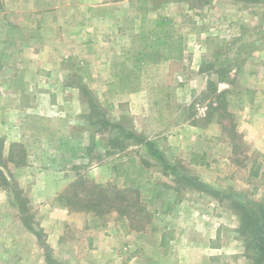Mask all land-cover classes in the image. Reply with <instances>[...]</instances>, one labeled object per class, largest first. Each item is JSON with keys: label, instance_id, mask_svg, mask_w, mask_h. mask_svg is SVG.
Wrapping results in <instances>:
<instances>
[{"label": "rangeland", "instance_id": "obj_1", "mask_svg": "<svg viewBox=\"0 0 264 264\" xmlns=\"http://www.w3.org/2000/svg\"><path fill=\"white\" fill-rule=\"evenodd\" d=\"M49 1L53 6L55 0H0V264H252L248 254L253 252L246 251L238 233L231 200L264 199V0L150 2L148 13L154 15L148 16L162 14L174 20L184 48L202 47V64H210L219 53L213 70L223 72L229 83L217 84L219 90H227L226 109L211 112L213 120L222 115L220 134L195 139L181 122L190 119L204 125L210 119L200 114L214 100L205 96V76H198L188 61L144 65L139 100H126L124 94L134 92L108 93L110 74L119 69L113 66L131 34L111 43L101 40L93 53L80 59L66 51L51 54L56 67L43 69L48 58L42 46L47 41L42 18ZM129 18L125 27L132 30L134 12ZM28 22L38 35H11L13 23L23 29ZM239 32L244 37L236 45L248 51L231 62L234 54L218 48ZM12 41L15 44H6ZM19 41L29 46L19 48ZM23 60L27 68L16 67ZM250 79L261 90L251 98ZM186 80L191 82L178 85ZM248 101L257 105V113L250 115L244 108ZM91 102L110 120L155 140L180 172L231 197L190 188L177 192L171 188L170 174L151 171L152 181L160 185L157 196L132 220L115 210L94 214L77 205L75 196L66 205L61 194L72 182H109L111 165L139 150L128 140L123 150L113 147L116 129L97 131ZM27 110L51 117L58 130L54 141L27 135ZM159 124L165 128L158 129ZM240 128L256 132L258 141L245 138ZM13 142L30 143L23 163L8 160ZM253 161L259 166L257 177L250 175Z\"/></svg>", "mask_w": 264, "mask_h": 264}, {"label": "trees", "instance_id": "obj_2", "mask_svg": "<svg viewBox=\"0 0 264 264\" xmlns=\"http://www.w3.org/2000/svg\"><path fill=\"white\" fill-rule=\"evenodd\" d=\"M136 1L140 12L139 27L137 32L129 36V43L121 50L120 61L113 66L119 69L110 74L111 79L107 83L108 93L111 95L140 90L142 82L140 70L144 65L184 58L183 36L176 27V22L162 14L149 17L148 0ZM213 68L212 63L202 64L199 68L200 73L214 72L217 76L216 81L209 79L206 84L205 96H210L214 100L207 106L208 120L211 118V112L219 108L226 109V90H218L217 87L218 82L225 80V76L223 72ZM91 109L95 114L94 124L98 126L97 131L116 129V136L111 140L113 147L123 150L126 147L124 142L128 140L139 150L137 154L126 155L125 159L111 165L112 180L109 182L88 184L82 178L72 182L61 194L66 199V205H71V197L75 196L77 205L87 211H94V214L115 210L119 217L132 220L135 215L144 213L143 205L152 202L157 196L156 189L160 185L152 181L151 171L170 174L174 185L171 188L177 192H180L182 188H190L210 193L218 198L231 197L229 194H222L220 190H214L193 175L180 172L175 164L166 159L155 140L110 120L106 112L99 110L96 102L91 105ZM219 117L222 115H218ZM23 127L30 138H41L49 142L57 138L58 130L51 124L49 116L33 112L26 113ZM29 146L28 142L11 143L8 160L23 163ZM255 165L257 166L253 161V167L249 170L253 177L259 174V166L254 168ZM180 199L181 197L177 196L175 201L179 202ZM231 205L238 215L237 229L243 238L245 249L253 252L252 256L248 254L251 263L264 264V199L259 202L245 203L237 198L231 200ZM25 224L33 230L28 222ZM35 233L39 237L38 233ZM47 260L50 263L52 261L49 256Z\"/></svg>", "mask_w": 264, "mask_h": 264}, {"label": "crops", "instance_id": "obj_3", "mask_svg": "<svg viewBox=\"0 0 264 264\" xmlns=\"http://www.w3.org/2000/svg\"><path fill=\"white\" fill-rule=\"evenodd\" d=\"M51 2L52 1L45 2L47 4L46 7L48 8V11L44 12L42 18L44 26H46V29H43L42 34L45 36V40H47L46 43H44L42 46L45 47L44 53L46 54V58H48L47 60L45 59V65L41 66L43 69H51L52 67H56L54 64V60L51 61V59L49 58L51 54H53V56H56L57 54L66 51V53H68L69 55L77 56V58L80 59L81 56L87 55L88 52L93 53L95 51L94 49L96 44L102 42L101 40H105L106 42L111 43L116 38H123L125 34L127 36L137 32L138 30L137 28L139 26L140 12L137 9L138 3L136 0H55L53 6H50ZM150 2L151 0H148L149 8ZM69 6H72V13L70 15L67 14ZM132 12H134V25L132 27L133 29L130 30L125 27V24L130 20L129 17ZM148 15L153 16L154 14L150 13L149 11ZM29 18L30 16H27L26 21H28L27 19ZM10 19L18 21V18ZM15 23L19 24V22ZM32 26L33 25H29L28 22L24 26L25 28L19 29L16 28L17 26L13 23L11 35H15V37L17 35H25L27 38H33L34 35H38L39 33L37 32V30L35 31V28H32ZM202 34L203 36H205L208 35V32ZM235 35L236 36L234 39H232L231 41H226L225 46L218 48V51H220L221 49V51L223 52H231L232 54H234L230 57V59L232 60L231 62H233L235 60V57H237L241 52L243 53L248 51L247 46L236 45L237 41L241 40L244 37V32H239ZM81 39L86 40L85 42H83ZM6 44L13 45L15 44V42L12 41L9 44L8 42H6ZM28 44V41L17 42L19 48L23 46H29ZM220 45L222 46V43ZM201 48H199V46H197L196 49L188 50L187 48H185L183 60H170L168 62L188 61L191 64V69H193V71L198 74V76L204 75L206 81L209 79L216 81V73L199 72V68L203 62L202 57L199 55V53H201ZM218 54V52H215L214 59L211 61V63L214 64V68H216L217 66L216 58L218 57ZM23 62L24 64H20L18 66L16 65V67L27 68L28 64H26V60H23ZM12 66L15 65H11L9 66V68ZM262 78L264 81V77ZM225 79L227 78L225 77ZM179 81L182 80L179 78ZM252 81L253 80L250 79V84H248L247 93L249 92V98H251L254 93L261 94V90L258 87L254 86ZM187 82H191V80H186V82L180 83L178 85H180V87L185 86ZM218 83H224L226 86H228L229 84L224 80ZM256 89H258L259 91H256ZM124 95H126V100H139V98L141 99L142 92L138 91L134 93H126ZM256 107L257 105H253L251 101H248V103L244 104V108H248V110L250 111V115L257 113V111L255 110ZM163 111L165 110L163 109L162 112ZM27 112H29V110H27ZM200 115L203 116V118H206V111ZM181 125L186 129L192 131L194 135L196 134L193 139L197 138L198 136L211 137V135H218L220 134L221 129V125L218 123V118H215L214 120L210 118V120L208 122L206 121L204 125L194 123L190 119H184L181 122ZM164 126L161 127V125L159 124L157 128H165ZM238 131L242 133L245 138L250 139L254 142L258 141L259 139V135L253 130L246 131L240 128L238 129ZM153 137L157 139L159 135Z\"/></svg>", "mask_w": 264, "mask_h": 264}]
</instances>
